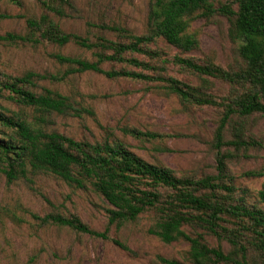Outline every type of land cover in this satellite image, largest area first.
I'll list each match as a JSON object with an SVG mask.
<instances>
[{"label":"rangeland","instance_id":"obj_1","mask_svg":"<svg viewBox=\"0 0 264 264\" xmlns=\"http://www.w3.org/2000/svg\"><path fill=\"white\" fill-rule=\"evenodd\" d=\"M43 1L47 0H20L21 6H17L0 0V15L13 17L0 19V35H25L28 32L26 19L39 18L44 13ZM68 1L71 7L66 8L67 17L56 21L65 32L77 34L91 43L101 39L128 42L124 36H141L149 31L152 0ZM226 1L217 0L216 6ZM102 25L123 28L126 35L103 30ZM230 27L228 19L221 15L210 20L201 18L190 28V33L199 40V49L182 54L162 39L150 47L160 50L166 59L180 55L227 69L240 60V43L231 38ZM56 54L94 60L92 51L74 43L59 47L50 43L32 46L0 42V72L12 77L35 73L40 78L34 79V87H29L31 91L38 95L45 90L59 92L68 97L71 104V110L65 114H41L7 100L9 93L5 91L0 104L8 115L22 116L47 132L79 141H122L139 157L170 169L180 178L198 180L217 175L215 135L222 108L185 104L163 83L111 79L93 72L54 81L52 76L63 77L70 69L55 60ZM129 57L144 59L140 55ZM103 69L141 72L124 64L107 63ZM167 72L194 87H206L219 101L229 99L237 91L220 80L200 77L171 63ZM237 126L244 139L254 144L240 149L222 148V153L228 155L226 164L235 187L234 197L238 202L264 211L259 195L264 190V176H258L259 173L264 175V116L234 117L226 126L225 142L234 139ZM124 128L154 132L164 138L155 142L139 141L123 134ZM111 208L90 185L80 189L45 173H28L27 179L9 182L0 172V264H162L159 257L194 264L188 243L165 244L150 233L156 223L153 213H145L136 222L117 227L108 224ZM46 214L76 216L97 233L108 229V238L42 224L33 218V215ZM206 240L211 246L221 244L225 252L232 250L226 241L219 242L213 236H206ZM254 255L251 253L252 257Z\"/></svg>","mask_w":264,"mask_h":264},{"label":"trees","instance_id":"obj_2","mask_svg":"<svg viewBox=\"0 0 264 264\" xmlns=\"http://www.w3.org/2000/svg\"><path fill=\"white\" fill-rule=\"evenodd\" d=\"M6 1L21 6L20 0ZM216 1L152 0L147 34L124 36L128 42L101 39L91 43L77 34L65 32L56 21L67 17L66 8L71 7L68 0H47L42 2L44 13L39 18L26 19L28 32L25 35L7 33L0 35V42L32 46L50 43L59 47L74 43L93 52V61L54 55L58 63L70 68L63 77L52 76L54 81L93 72L111 79L163 83L185 104L222 108L215 135L217 175L198 180L180 178L170 169L139 157L122 141H79L57 132H47L22 116L8 115L1 104L0 172L9 182L27 179L28 173H45L80 189L90 185L112 207L108 210L109 226L121 227L136 222L145 213H153L156 223L150 233L165 244L188 243L194 264H264V211L236 200L235 187L227 171L228 155L222 153L224 146L240 149L254 144L244 139L238 126L234 129V139L225 142L226 126L234 117L264 116V0H227L218 6ZM218 15L228 19L230 36L240 43V60L236 66L225 69L180 55L166 59L160 50L150 47L162 39L182 54L195 51L200 43L190 33L192 23ZM2 18L13 17L0 15ZM101 29L126 35V31L117 26L102 25ZM134 55L144 59L129 57ZM107 63L128 65L141 72L106 71L103 65ZM169 63L200 77L220 80L237 91L229 99L219 101L206 87L197 88L169 76ZM37 78L40 77L32 72L16 77L0 72V100L6 91L9 93L7 100L41 114H65L71 110L68 97L59 92L45 90L38 95L31 91L29 87H34ZM122 132L139 141L155 142L164 138L161 134L135 128H124ZM258 176L264 175L259 173ZM259 195L264 202V190ZM33 218L42 224L108 238V229L105 233H97L76 216L46 214L43 217L33 215ZM206 236L228 242L232 250L225 252L221 244L211 246ZM251 253L255 255L252 257ZM159 261L181 264L162 257Z\"/></svg>","mask_w":264,"mask_h":264}]
</instances>
